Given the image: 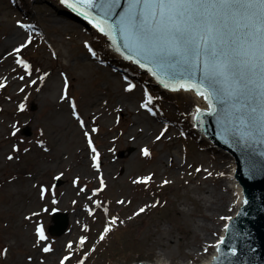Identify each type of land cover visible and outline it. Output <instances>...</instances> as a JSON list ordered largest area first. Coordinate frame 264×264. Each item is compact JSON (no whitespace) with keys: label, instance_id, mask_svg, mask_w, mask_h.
<instances>
[{"label":"rangeland","instance_id":"374dc122","mask_svg":"<svg viewBox=\"0 0 264 264\" xmlns=\"http://www.w3.org/2000/svg\"><path fill=\"white\" fill-rule=\"evenodd\" d=\"M17 20L35 26L33 43L23 55L40 69L31 79L49 73L43 83L30 85L27 77L20 81L17 77L23 73L14 57L7 56L27 37ZM84 41L92 46L96 57L87 51ZM0 57V77L8 78L7 86L0 89V250L9 249L6 257L0 256V264H29L28 255L37 264L41 260L58 264L68 252V241L74 243L75 253L70 264H76L84 251L89 252L86 264H199L212 254L227 222L222 217L235 212L238 192L230 187L231 158L192 129L189 95L156 85L148 74L122 60L100 32L58 0H0ZM61 73L69 78L70 94L77 100L87 130L99 128L92 136L101 154L107 189L95 199L109 206L110 216L124 221L99 243L105 215L97 209L95 216H89L85 208L91 190L99 187V174L92 167V153L83 130L71 116L68 103L59 99ZM125 76L137 85L132 93L123 91ZM21 87L24 92L19 91ZM145 88L156 97L155 117L138 110ZM21 103L25 104L23 112L18 110ZM32 103L36 110H31ZM165 124L169 129L166 137L155 141ZM13 125L20 129L16 137L10 135ZM27 125L32 130L30 137L21 133ZM39 139L45 141L49 151L35 143ZM13 144L20 146L19 153L11 152ZM145 146L150 148L151 158L141 155L140 149ZM25 147L29 152H23ZM120 151L125 152L124 157L117 156ZM9 154L19 158L8 161ZM196 167L202 171L195 172ZM59 172L65 175L62 185L56 187L53 177ZM149 172L155 177L148 188L132 183ZM76 176L80 177L78 186L72 183ZM163 179L172 183L161 187ZM41 183L50 189L44 201L38 195ZM85 185V193H80L79 188ZM53 198L58 202L55 205ZM119 199L131 203L121 206L116 203ZM156 200L160 201L157 207L128 219L139 207ZM45 206L48 213L31 221L24 219ZM54 207L67 212L70 223L61 236L47 234L55 251L44 254L32 248L34 226L42 222L47 233ZM85 224L89 226L87 232L83 231ZM81 235L89 237L83 250L77 243ZM93 244L95 251H91Z\"/></svg>","mask_w":264,"mask_h":264},{"label":"snow or ice","instance_id":"6c2138e0","mask_svg":"<svg viewBox=\"0 0 264 264\" xmlns=\"http://www.w3.org/2000/svg\"><path fill=\"white\" fill-rule=\"evenodd\" d=\"M60 3L77 15L83 16L89 24L111 41V46L124 60L130 61L141 69H145L166 90L171 92H184L194 94L196 98L207 104V108L196 105L194 119L202 122V118L212 116L220 126L223 137L230 138L233 142L251 149V155L259 154L264 157V0H60ZM119 10V11H118ZM99 13V15H97ZM18 27L27 34L26 39L12 48L7 56L14 57V63L23 74L17 78L30 80V85L43 83L49 76L43 72L36 79H31L33 72L40 73V69L24 57V51L33 43L35 26L16 21ZM84 47L96 57L88 41H84ZM52 55L55 57L56 53ZM2 59V57H0ZM16 71V68L13 69ZM63 87L59 96L60 101L67 102L71 109V116L75 118L88 147L92 153V167L98 175L99 187L91 190L87 197L89 204L85 205L87 214L95 216L97 209H102L106 222L103 230L98 234V241L107 239L118 224H123L118 216L109 215V206L103 201L95 199L107 189V183L101 172L100 152L97 150L92 133L99 132L97 126L87 130V124L75 97L70 94L69 78L61 73ZM7 77H0V89L7 86ZM125 93H132L137 85L132 83L127 76L124 77ZM20 92L25 88L21 87ZM39 91V89H37ZM143 100L138 106L149 115L155 117L158 109L154 97L147 88L143 91ZM105 105L108 103L104 101ZM18 110L23 112L25 104L21 103ZM120 111V109H116ZM96 117H92L93 122ZM119 122V118H117ZM168 126L165 124L159 133L155 135V141H161L166 137ZM20 131L13 125L12 137H16ZM180 135H184L183 132ZM43 136V130H41ZM225 142H228L226 139ZM43 151L49 149L45 141L39 139L35 142ZM257 149L259 152L257 153ZM18 144L11 146L12 153H19ZM114 151V149H109ZM23 152H29L23 148ZM144 158H151L152 152L145 146L140 149ZM18 156L7 155L6 159L12 161ZM189 168L192 165L188 166ZM257 170L253 163L250 171ZM199 173L200 167L194 169ZM204 171H207L204 169ZM65 175L59 172L53 179L59 180ZM191 175V173H189ZM208 175H212L208 172ZM223 175V173H220ZM155 174L137 176L132 183L148 188L154 181ZM80 177L76 176L72 183L78 186ZM172 181L163 179L161 187L171 184ZM37 187V185H33ZM87 186L79 188L80 193H85ZM49 187L41 183L38 186V195L44 201L49 194ZM58 202L52 199V204ZM75 204L76 201H73ZM118 205L130 204V200L119 199ZM244 203H248L247 200ZM160 204L159 200L151 204L145 203L128 217L131 220L144 213L148 208H155ZM94 205V207L90 206ZM51 211L55 212L54 207ZM47 206L39 212H31L25 216L26 221L33 217H39L42 213H48ZM222 219L230 221L232 217L225 216ZM229 226L225 224V229ZM83 231H89L87 224L83 225ZM33 249H38L44 254H52L55 249L49 241L45 226L42 222L34 226ZM89 237L81 235L78 245L81 250L87 247ZM224 243V237L217 242V252H221L220 245ZM67 254L59 258L58 264H70L75 253L74 243L66 244ZM96 250L93 244L91 251ZM207 251V249H205ZM9 249L0 250V256H7ZM232 256L237 255L235 247L230 249ZM89 252L84 251L76 260V264H86ZM218 261V257H213ZM29 264H37L32 255L27 256ZM44 264V261H39Z\"/></svg>","mask_w":264,"mask_h":264},{"label":"water","instance_id":"95a60500","mask_svg":"<svg viewBox=\"0 0 264 264\" xmlns=\"http://www.w3.org/2000/svg\"><path fill=\"white\" fill-rule=\"evenodd\" d=\"M197 125L217 147L226 150L235 160L236 178L246 190L239 215L229 226L228 238L224 240L225 244L220 245L221 252L215 253L214 257H218V261L213 260L211 264H264V157L259 154L252 156L251 149L244 148L230 138H224L220 126L212 116L205 115ZM226 139L228 142H225ZM256 151L258 153L259 149ZM253 163L257 168L255 172L250 171ZM246 196L248 203L243 207ZM56 217L61 224L54 233L60 234L65 230L68 220L65 215L58 213ZM225 235L226 229L222 237ZM232 247L237 250L236 256L230 254Z\"/></svg>","mask_w":264,"mask_h":264},{"label":"bare ground","instance_id":"6f19581e","mask_svg":"<svg viewBox=\"0 0 264 264\" xmlns=\"http://www.w3.org/2000/svg\"><path fill=\"white\" fill-rule=\"evenodd\" d=\"M187 95H189L190 96V98H191V100H192V104H191V106H192V108H191V115L192 116H194V114H195V108H196V105L197 104H199V106L201 107V108H207V104L205 103V102H203L202 100H199V98H196L195 96H194V94H191V93H186ZM191 122H192V124L194 125V118L192 117L191 118ZM230 171H231V173H230V187H232V189H234V190H236L237 192H238V199H237V202H236V209H235V212L233 213V215H235V214H237L238 213V211H239V208H240V206H241V203H242V201H243V198H244V196H245V194H246V190H244V188H243V186L240 184V182L238 181V180H236L235 179V176H234V172H235V163L232 161L231 162V168H230ZM224 231H225V229L223 230V232L222 233H224ZM222 236H223V234H222ZM221 236V237H222ZM220 237V238H221ZM220 238L219 239H217L216 241H215V249H214V251L212 252V254L208 257V258H206V259H204L203 261H202V263H200V264H211L212 263V261H213V257L215 256V253H216V249H217V242L220 240ZM162 264H171L170 262H163ZM193 264V263H192ZM194 264H197V263H194Z\"/></svg>","mask_w":264,"mask_h":264}]
</instances>
